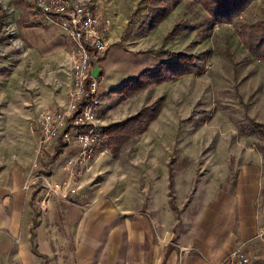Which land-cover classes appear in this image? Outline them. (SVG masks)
<instances>
[{"label":"rangeland","instance_id":"374dc122","mask_svg":"<svg viewBox=\"0 0 264 264\" xmlns=\"http://www.w3.org/2000/svg\"><path fill=\"white\" fill-rule=\"evenodd\" d=\"M168 1L172 11L154 29L151 2L155 0L126 6L127 25L120 42L114 44L125 59L113 66L115 70L124 66L127 75L109 72L97 79L106 91L96 111L105 138L92 161L77 166L71 180L76 194L80 191L77 197L101 189L102 199L109 204L132 211L125 214L130 220L138 215L149 218L151 193L158 222L166 221L165 211L171 222L180 217L186 192L221 180L223 173L228 178L236 176L245 167L242 162H252L249 157H262L264 164V62L253 58L240 40L241 25L264 22V0L252 2L232 24L215 26H210L195 2ZM47 17L35 0H0V174H13L9 181L0 180V185H16L31 193L36 221L43 219L40 208L48 186L69 180L66 158L61 163L52 146L39 144L37 129L30 128L37 115L56 107H49V96L61 76L52 50L43 49L50 30ZM69 40L67 52L72 46ZM110 49L111 45L95 65ZM182 54L193 57L201 71L155 84L149 72H165L162 63L174 62ZM67 72L70 75L69 67ZM64 76L63 83H68ZM112 89L116 91H108ZM159 105L155 120L143 129L140 126L139 133L129 140L113 139L120 131L117 126L132 118L139 116L138 125L143 127ZM52 168H63L66 177L55 181L50 176ZM51 197L59 199L58 211L64 204L60 199L69 201ZM80 200L83 203L78 199L70 203L85 205V197ZM61 215L58 212L49 220L63 223ZM59 226L57 232L66 235L68 230ZM249 253L251 264H264Z\"/></svg>","mask_w":264,"mask_h":264},{"label":"crops","instance_id":"0c3cea01","mask_svg":"<svg viewBox=\"0 0 264 264\" xmlns=\"http://www.w3.org/2000/svg\"><path fill=\"white\" fill-rule=\"evenodd\" d=\"M91 1L112 23L107 36L111 49L100 63L97 62L98 78L103 79L106 73L117 71L125 76L124 66L116 70L113 66L125 59L120 46L115 45L126 28L128 7L141 0ZM51 19L48 18L50 30L47 37L43 36L42 44L44 50H52L53 63L60 68L58 74L61 76L49 96V107L65 104L71 86L67 72L69 50L66 51L69 38L56 20ZM111 57H114L113 61L109 60ZM62 73L68 76V83H63L66 78ZM105 92V87L98 82V96ZM52 148L54 155L61 157V163L64 164L66 158L65 165L77 153L75 146L60 140ZM247 159L252 162H242L245 167L236 176L228 178L223 173L221 180H214L209 185L199 184L194 193L190 190L187 195L186 192L180 219L174 218L171 222L167 211L166 221L158 222L156 199L151 193L149 218L145 220L138 215L130 220L125 214L132 211L109 204L102 199L101 189L84 191L83 196L77 197L79 191L69 196V201L60 199L64 202L60 211L55 204L58 198L48 196L46 192L47 201L44 200L40 208L43 219L36 221L31 193L27 194L16 185L12 188L7 184L0 185V233L3 232L0 264H220L239 244L264 263V164L262 157ZM12 175L0 174V180L9 181ZM50 176L55 181H62L66 172L63 168L58 171L52 168ZM83 197L88 200L87 203L84 200L85 205L70 203L77 199L83 203L80 200ZM58 212L62 213L63 223L49 220ZM57 225L68 230L66 235L57 232ZM77 229L80 230L78 235ZM182 250L189 252L182 254Z\"/></svg>","mask_w":264,"mask_h":264},{"label":"built area","instance_id":"2783aa9c","mask_svg":"<svg viewBox=\"0 0 264 264\" xmlns=\"http://www.w3.org/2000/svg\"><path fill=\"white\" fill-rule=\"evenodd\" d=\"M35 4L42 14L56 20L72 42L68 52L71 86L65 104L42 111L30 124L40 134L43 148L59 140L77 148L75 157L66 162L69 180L47 188L48 196L66 199L77 193L71 185L76 167L89 164L98 143L105 138L96 112L100 104L98 78L91 74L96 61L108 51L112 23L96 12L89 0H35ZM188 252L182 250V254ZM252 258L239 244L220 264H251Z\"/></svg>","mask_w":264,"mask_h":264},{"label":"trees","instance_id":"16d2710c","mask_svg":"<svg viewBox=\"0 0 264 264\" xmlns=\"http://www.w3.org/2000/svg\"><path fill=\"white\" fill-rule=\"evenodd\" d=\"M198 4L201 9L206 13L210 20V26L215 25H228L235 22L240 15L248 8V6L256 0H190ZM152 3V10L154 11L152 29L158 26L172 11L171 4L168 0L156 1ZM163 3V4H162ZM155 9V10H154ZM240 40L243 47L248 53L258 61L264 62V22H256L254 24H244L240 26ZM162 64L165 65L166 71H152L149 72V77L156 78L155 84L159 85L168 82L171 79L183 75L196 74L201 71L198 64L194 61L193 57L186 55H176V61H166ZM164 72V73H163ZM171 72V73H168ZM167 75V76H166ZM143 89V85L139 86ZM146 87V86H145ZM160 105L151 112L149 118L144 126L138 125L139 116L120 124L119 132L114 134L113 139L129 140L130 136L139 133L140 126L143 129L149 123L155 120ZM142 124V123H141ZM122 131V132H121ZM107 133V132H106ZM122 133V134H121ZM112 139V138H111ZM119 148V146L117 147Z\"/></svg>","mask_w":264,"mask_h":264},{"label":"water","instance_id":"95a60500","mask_svg":"<svg viewBox=\"0 0 264 264\" xmlns=\"http://www.w3.org/2000/svg\"><path fill=\"white\" fill-rule=\"evenodd\" d=\"M99 72H100L99 67L97 65H94V68H93L92 74H91L92 77L93 78H98L99 77Z\"/></svg>","mask_w":264,"mask_h":264}]
</instances>
